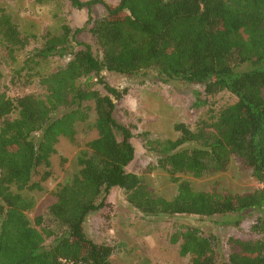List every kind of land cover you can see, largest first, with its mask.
Returning a JSON list of instances; mask_svg holds the SVG:
<instances>
[{"label": "trees", "instance_id": "trees-1", "mask_svg": "<svg viewBox=\"0 0 264 264\" xmlns=\"http://www.w3.org/2000/svg\"><path fill=\"white\" fill-rule=\"evenodd\" d=\"M70 1L89 10L94 42H78L83 27L63 25L28 49L13 78L23 85L37 81L41 94L12 96L0 86V264H114V246L88 236L84 222L105 207L115 188L145 216L229 217L225 224L240 228L255 215L249 230L256 237H230L223 260L219 237L200 226L178 224L171 241L182 256H191L188 264H264V0H121L116 6ZM99 3L106 10L94 18ZM34 37L1 9L3 58L14 61ZM53 56L68 60L49 73L36 70ZM104 71L198 85L194 107L225 90L236 97L194 129L176 123L177 138L145 141L156 156L150 169H163L178 185L173 198L156 195L129 169L137 135L117 116V100L128 90L109 84ZM92 112L97 136L79 152V170L52 192L46 212L32 222L28 212L36 202L27 191L43 189L61 137L74 141L77 124ZM233 157L263 186L243 194L203 191L182 178L223 171Z\"/></svg>", "mask_w": 264, "mask_h": 264}, {"label": "rangeland", "instance_id": "rangeland-1", "mask_svg": "<svg viewBox=\"0 0 264 264\" xmlns=\"http://www.w3.org/2000/svg\"><path fill=\"white\" fill-rule=\"evenodd\" d=\"M103 1L116 6L121 0ZM1 9L11 15L23 34L35 35L27 49L14 53V61L10 57L3 58L5 54L0 48V86L5 87L12 96L23 92H43L37 81L23 85L13 78L16 71L22 69L28 49L40 47L45 34H58L63 25L72 28L83 27V31L77 36L78 42H94L89 32L90 25L87 24L89 10L74 7L70 0H47L41 3L36 0H0V11ZM105 10L103 4H95L92 15L94 18L100 17ZM67 60L53 56L44 60L36 70L41 74L49 73L64 65ZM26 72L27 70H23L22 75ZM102 76L112 86L128 90L117 100V116L137 135L136 157L129 169L141 175L156 195L173 198L177 194L178 185L163 169H150L156 156L144 146L145 141L177 138L180 133L174 127L176 123L184 122L194 129L196 123L202 118H207L211 110L217 111L234 103L236 97L225 90L211 98L208 104L194 107L192 103L196 100L195 92L201 89L198 85L181 82L167 84L144 80L140 75L125 76L108 71H104ZM94 121L95 113L92 112L88 121L79 122L74 141L61 137L56 146L57 152L51 159V177L43 182L42 190L27 191L34 196L36 202L34 208L28 212L32 222L36 216L46 212L53 201L52 192L79 170V152L87 148V143L97 136V130L92 127ZM36 178L38 179L39 175ZM182 178L189 181L194 189L203 191L243 194L263 186L253 176L251 169L236 157L230 160L223 171L201 177L187 174ZM227 218L229 217L201 219L194 215L163 218L145 216L129 205L122 190L115 188L104 208L87 215L84 230L94 240L114 246V264H188L191 256H182L179 244L171 241V235L178 224L196 225L215 233L219 237L217 254L220 260L226 259L230 253V237H256L249 230V224L254 221L255 215L248 217L240 228L225 224Z\"/></svg>", "mask_w": 264, "mask_h": 264}]
</instances>
